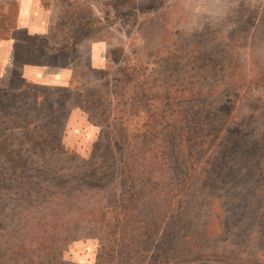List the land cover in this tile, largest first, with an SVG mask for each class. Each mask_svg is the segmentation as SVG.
Returning <instances> with one entry per match:
<instances>
[{
    "label": "rangeland",
    "instance_id": "374dc122",
    "mask_svg": "<svg viewBox=\"0 0 264 264\" xmlns=\"http://www.w3.org/2000/svg\"><path fill=\"white\" fill-rule=\"evenodd\" d=\"M56 1L46 8L42 0H0V40L14 39L12 57L0 58V100L10 95L15 102L23 104L26 98L31 104L26 94L29 91L39 95L38 102L56 108L55 118L41 117L48 123L55 119V133L38 131L34 138H29L33 135L30 129L21 127L24 116L21 122L4 116L2 127H12L0 142H13V137L24 140L19 155L29 158L26 169L45 172H37L42 175L33 185L13 182L21 188L20 196L26 190L42 193L10 201L7 213L0 212V232H6L0 243L17 244L26 233L19 229L26 220L21 208L27 202L37 207L31 209L37 213L45 195L77 182H41L43 173L72 177L94 171L95 193L81 199L78 208L71 203L63 211L55 207L60 202L52 200L56 216L42 221L46 224L35 228L33 238L35 243L46 245L52 234L49 226L56 224L59 228L50 242L56 251L34 258L36 264H107L113 252L105 230L101 238L92 230L96 221L101 222L100 208L104 221L127 224L122 233L129 240L123 245L128 241L133 250H146L141 257L133 252V260L125 253L118 254L114 264H224L217 262L219 259L228 264H264V0ZM67 4L72 13L57 17L56 13L63 15ZM31 23L46 25L42 26L47 27L45 35L28 36L23 25ZM95 40L101 42L99 57L89 63L87 48ZM22 63L44 66L49 75L63 68L70 81L63 87L29 82L20 76ZM37 76L34 73L39 79ZM108 93L111 96H106ZM5 100L0 105L9 110ZM107 101L112 110H108ZM118 122H126L127 131L111 141L103 125ZM133 123L141 129L151 127L143 133L144 140L157 151L158 159L153 163L149 154L153 150L147 148L145 170L168 178L172 187L171 178L176 179L180 169L189 167L187 154H194L192 166H200L202 171L195 177L196 193L186 191L175 201L172 195L176 192L169 193L160 199L162 203L155 198L159 184L151 185L149 175H136L129 160L135 156L140 161L142 155L140 137H129ZM237 140L249 141L240 148V144L235 145ZM35 143L42 145L35 147ZM51 147H61L63 153L48 151ZM15 153L14 142L0 148L1 185L6 184L7 174L17 169L10 164ZM125 168L132 172L125 173ZM8 189H13L12 184ZM233 196L237 207L221 208L235 211L231 226L227 236H218L210 217L217 210L210 205H225ZM121 204L127 208L120 209ZM157 206L154 216L151 210ZM243 209H250V215L240 218ZM68 211L72 212L65 221L63 215ZM182 236L194 237L198 247L201 243L213 246L211 259L216 261L177 254ZM134 237L143 241L139 243ZM31 249L25 248V255ZM228 254L230 258H225ZM247 255L254 256L253 260L248 261Z\"/></svg>",
    "mask_w": 264,
    "mask_h": 264
},
{
    "label": "trees",
    "instance_id": "16d2710c",
    "mask_svg": "<svg viewBox=\"0 0 264 264\" xmlns=\"http://www.w3.org/2000/svg\"><path fill=\"white\" fill-rule=\"evenodd\" d=\"M57 1L56 0H42V4L46 7V8H50L51 5L55 4ZM51 4V5H50ZM69 13H72L70 10L69 5H66V11H63V15L61 13H56L57 17H67ZM72 16L71 18V22L74 21L75 22V18L73 17L72 14H70ZM61 24L63 25V22H61ZM1 27H3V24H0ZM10 37V36H9ZM70 38V37H69ZM26 94L29 96L28 99H32V103L31 104H27V99L23 98V96H20L19 99H22L23 104L19 103L16 101V98H12L9 97L10 95H5L4 98L2 100H0V102H2L5 98H6V102L9 103L10 107L9 110L0 105V138L4 137V132L12 127V126H7V127H2L4 123V116H6V119L9 118H13L14 122H21V117L24 116V124L21 126L22 128L25 129H30L33 133V135L29 138H34L36 132L40 131V132H46L47 130L53 134L55 133L56 129H55V119L52 121L45 122L41 117L44 115H48V116H53L56 112V108H51L50 106H48L46 104L45 101L42 102H38L37 98L39 97L38 94H36L35 92H29L27 91ZM110 93H108L106 96H111L109 95ZM208 95V94H205ZM105 96V95H104ZM201 96V95H199ZM203 96V95H202ZM9 97V98H8ZM43 97V96H42ZM102 98V96H101ZM112 100V99H111ZM99 101H100V95H99ZM110 101H107V105L108 110L111 109L110 108ZM28 106H32L29 109H27ZM48 110L49 114L45 111ZM112 110V109H111ZM23 112V113H21ZM54 117V116H53ZM55 118V117H54ZM227 118H228V114H227ZM118 117H115V122L117 121ZM43 122V123H42ZM226 122H228V119L226 120ZM58 126L60 125V122H57ZM121 124V125H120ZM154 124V123H152ZM116 125V127H114ZM128 124L126 122H124V124L122 123H110V124H105L103 125V127L107 130L108 134H109V138L110 140H116L117 138H119V136L121 134L126 133L127 131V127ZM112 128L110 131L108 130V128ZM147 130H151V127H149L148 125H144V128L141 129V127L137 128V123H133L131 130H129V137L134 135V137L139 136L140 137V149L139 151H141V156H140V161L139 159H137L135 156H131L129 157V160L131 161V165H132V169L136 170V175L139 174H146L148 177L149 182L151 183V185H157V191H158V195L155 196V198L159 199V202L161 201V198H165L167 194L169 193H175L172 195V198H174V201L179 199L183 193H185L186 191H188V193L194 194L197 191L193 188V185L197 184L195 177H200L202 171L200 170V166H192L193 162H194V154H190L188 153L187 156L188 158L191 160L189 167H184L182 169H180L178 175L176 176V179L171 178V181L173 182V186L172 187L170 184L167 183V179L165 180L163 177L161 176H153L150 175L146 170H145V166L146 163L144 162L145 159V153H146V149L150 148L151 146H147L145 144V140H144V135L143 133H146ZM224 129H221V132ZM141 131V133H140ZM253 132V131H252ZM251 132V134H252ZM141 135V136H140ZM13 137V136H12ZM121 138L123 139V137L121 136ZM13 142H14V147L16 148V153L13 156V160L11 161V165L16 166L17 169L12 170L9 174H7V178L4 179L6 180V184L1 185L2 183L0 182V212L2 215H5L7 213V207L8 203L10 201H15L18 202L20 200L24 201L26 198L30 197L31 195L34 196H38L39 194L42 193V191L35 192V191H29L26 190L23 192V194L20 196V194L18 193V191H21L20 187H15V185L13 184L14 181L20 182L21 180L23 181V183L27 184V185H33L35 183V180L41 176L42 174H39L37 172H45L44 170L38 168L37 172H34L33 170H29L26 169L28 166V162H29V158L28 157H24L21 158V156L19 155L20 149H21V144L23 143L24 140L21 139H15L14 137L12 138ZM249 140H243V141H239L237 140L235 142V145L238 146L236 143L240 144V148H242L244 145H246L248 143ZM13 142L10 141V139H4L3 142H0V148H2V150H4L5 148L9 147L10 144ZM44 141H42L43 143ZM42 143L36 144L34 145L35 147H39L42 145ZM153 145H155V147H157L158 149H160V145L156 146V143H152ZM184 146V143H182ZM26 145V143H24V146ZM56 145V143H55ZM58 146V144H57ZM152 151H149L150 154V159L151 161H153V163L157 162L158 156L157 151L155 149H153L151 147ZM225 149V148H224ZM48 151H56V153H63L61 147H57V150L55 147H51L48 149ZM193 149L191 148V150L189 152H192ZM159 152V151H158ZM42 153L44 154L45 151L42 150ZM35 154V153H34ZM6 155V153H5ZM160 155H162V152H160ZM42 158V156H40ZM111 157V156H110ZM222 156L219 157H215L214 160L218 161L219 158H221ZM12 158V157H11ZM10 159V158H9ZM114 159V157L112 158ZM162 159V157H161ZM8 160V159H7ZM162 165V164H161ZM160 165V166H161ZM22 166L24 169H19V167ZM125 170V171H124ZM140 170V171H138ZM123 171L125 173L130 174L132 171L130 169H123ZM47 172V171H46ZM45 176L43 178V180L40 179L41 182H46V181H50V183H53L54 181H57L58 179H63L62 184H67L68 181H72L75 180L77 181L73 186L71 187H65L63 188V190H56L52 193H48L47 195H45L46 197L42 200V204H40V210L37 211V213H33V211L31 210L33 208V210H36L37 207H33L32 204L30 202H27L24 207L21 208V212H24L26 216V220L23 226H21V228L19 229V231L25 229L26 233L22 236H20V242L15 244L13 241L10 244L8 243H0V264L2 263H7L10 264L11 262H17L18 264L20 263H24V264H36V262H34V258L37 259L39 256H41L43 253L44 255H51L52 251H56V246L51 245V238L53 237L54 231L56 229H58L59 227H57L56 224H54L53 226H49V230L52 231V234L49 235V242L46 245H43V241L40 243H35V239L33 238L34 234H35V228L39 227L40 225H45V222L42 221H46V220H50L51 218H54L56 216L55 213H53V209L50 206L52 204V200L53 201H59L60 203L56 202L55 207H58L60 209L67 210L69 205L72 203L73 208L76 209L78 208V202L85 198L88 197L90 198L94 193H95V189L92 186V180L95 177V173L94 171H91L89 174H84L82 176H79L77 173L75 175H73L72 177L70 176V174L65 173V174H58L57 172H52L51 176H49L48 173H43ZM214 176V175H213ZM212 176V177H213ZM160 178H163L164 181L163 183H161ZM151 180H153L151 182ZM9 183L12 184V188L13 189H8ZM161 183V184H160ZM62 184H59L62 185ZM163 186V189H159V187ZM96 188V187H95ZM100 189L104 190L102 187H100ZM10 190V191H9ZM176 190V191H173ZM9 192V193H8ZM33 192V193H32ZM32 197V196H31ZM234 199V196L232 197V199L230 201H226L225 205H221L219 204V206L217 205V203H213L214 205H210V208H212V206H215V210H217L216 212H214L213 214L210 215L211 217V221H213L214 225H215V230L219 235H224L227 236L228 230L230 228V219L233 216V214L235 213V211L233 209L230 210H225L223 211L221 208L223 207H229V208H235L237 207V203H234L232 200ZM63 203V204H61ZM162 203V202H160ZM172 206V205H171ZM109 206L107 205L106 208H108ZM127 207H125L124 204H121L120 209H126ZM158 206L155 207V210H151L152 214L155 216L156 213H158ZM69 213H65L63 216H66L65 221H69V215L72 211H68ZM99 215L101 216V222H95V226H92V230H94V232L97 234L98 237H102V234L105 230V235L108 237V247L109 250L113 253H111V258L107 261V264H114L115 263V259L116 256L118 254H123L125 253V257L128 260H133L134 259V253H137L138 250H133L134 249V245L131 247L129 245V242L127 241L125 245L122 244V242L124 240H129L127 239L122 233V231H125L127 228V224H124L122 221H120V225L118 226L115 223H109L108 221H104V213L101 212V208L98 211ZM67 214V215H66ZM78 214V212H77ZM121 214V213H119ZM89 215H93L92 212L89 213ZM250 215V209H243L240 212V218L245 217ZM56 218H60V217H56ZM119 220V219H118ZM33 221V224H32ZM37 221H39V223H36ZM119 222V221H117ZM97 226V227H96ZM108 228H110L111 230L108 231ZM116 230H118L119 232H117ZM46 231V229L42 230V233L44 234V232ZM4 232V229L0 232V241L2 234ZM6 233V232H4ZM17 232L16 235H18ZM55 236V235H54ZM135 238V237H134ZM182 239H184V241H181V249L180 251H177V254L180 252V254H184L186 255H190V256H197L199 258H202L204 256L209 257L207 258V260L210 261H216V259L212 260L211 257L214 256V251H213V246L209 247L207 245H203L201 243V245L198 247L196 245V242L194 240V237L192 236H182ZM55 240V239H54ZM135 240H137L139 243H141L143 240L137 239L135 238ZM57 241V240H55ZM24 244H27L28 246L25 247ZM133 244V243H132ZM28 247H32L33 249L29 250L30 253L36 251L38 252L37 255H33L31 256L30 253H28V255H25L27 253V251L25 250V248ZM146 252V250H143L141 252H138L139 257H141L144 253ZM132 253V254H130ZM230 253V252H229ZM230 254H228L227 256H225V258H230ZM248 256V261L253 260L254 256ZM193 258V257H192ZM214 258V257H213ZM220 258V257H219ZM231 258H235V257H231ZM189 261V260H188ZM2 262V263H1ZM217 262H224V264H228L225 263L226 261H217ZM252 264H256L255 262H252Z\"/></svg>",
    "mask_w": 264,
    "mask_h": 264
},
{
    "label": "crops",
    "instance_id": "0c3cea01",
    "mask_svg": "<svg viewBox=\"0 0 264 264\" xmlns=\"http://www.w3.org/2000/svg\"><path fill=\"white\" fill-rule=\"evenodd\" d=\"M26 26L25 30H26V34L28 36H33L34 35H39L41 37H43L45 35V30H47L46 28H42V26H46V25H37V24H28V25H23ZM16 27V26H15ZM14 26L12 27V29L14 30L15 28ZM17 28H20V26ZM43 34V35H42ZM13 42L14 39L13 38H5L0 40V58L1 57H12L13 51H12V46H13ZM100 43L98 42V40L95 41H91L89 42L88 45V50L87 53H89V63H92L94 60L97 59V57H99V47H100ZM49 54H51V48H49ZM32 64H23L22 63V67L20 68V76L23 79H26L27 81H31V82H47L50 84H56V85H60V86H67L68 82L70 81V74L69 72H65L64 69L62 68L61 72H54L55 74L49 75L48 74V70L43 66V67H36V66H31ZM93 67V66H92ZM36 69V70H35ZM51 72V71H49ZM34 73H37L39 77V79L34 77ZM25 81V80H24Z\"/></svg>",
    "mask_w": 264,
    "mask_h": 264
}]
</instances>
